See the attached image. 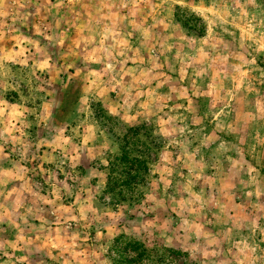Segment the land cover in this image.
I'll use <instances>...</instances> for the list:
<instances>
[{"label": "rangeland", "instance_id": "1", "mask_svg": "<svg viewBox=\"0 0 264 264\" xmlns=\"http://www.w3.org/2000/svg\"><path fill=\"white\" fill-rule=\"evenodd\" d=\"M130 262L264 264V0H0V264Z\"/></svg>", "mask_w": 264, "mask_h": 264}, {"label": "trees", "instance_id": "2", "mask_svg": "<svg viewBox=\"0 0 264 264\" xmlns=\"http://www.w3.org/2000/svg\"><path fill=\"white\" fill-rule=\"evenodd\" d=\"M130 132L133 134V132H134V130H130ZM128 162H130L131 163V166H133V164H140V161H138V160H135V159H130V160H128ZM142 162V161H141ZM129 245V244H128ZM133 262H130V263H128V264H132Z\"/></svg>", "mask_w": 264, "mask_h": 264}, {"label": "clouds", "instance_id": "3", "mask_svg": "<svg viewBox=\"0 0 264 264\" xmlns=\"http://www.w3.org/2000/svg\"><path fill=\"white\" fill-rule=\"evenodd\" d=\"M250 2L254 3V2H255V0H250Z\"/></svg>", "mask_w": 264, "mask_h": 264}]
</instances>
